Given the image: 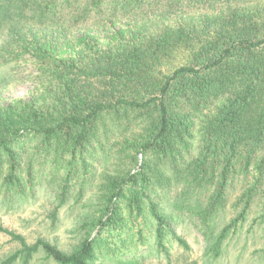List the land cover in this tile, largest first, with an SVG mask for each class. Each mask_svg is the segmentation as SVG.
I'll return each mask as SVG.
<instances>
[{"label":"trees","instance_id":"1","mask_svg":"<svg viewBox=\"0 0 264 264\" xmlns=\"http://www.w3.org/2000/svg\"><path fill=\"white\" fill-rule=\"evenodd\" d=\"M0 197L45 188L70 251L0 227L28 264H97L191 223L212 260L241 242L264 261V0H0ZM46 185V187H45Z\"/></svg>","mask_w":264,"mask_h":264},{"label":"rangeland","instance_id":"2","mask_svg":"<svg viewBox=\"0 0 264 264\" xmlns=\"http://www.w3.org/2000/svg\"><path fill=\"white\" fill-rule=\"evenodd\" d=\"M26 67L0 66V98L7 100L26 94L30 88ZM55 208L56 202L46 195L43 187L38 189L33 199L10 201L0 197V227L22 236L29 246L41 239L65 252L70 251L77 245L80 233L71 211L62 207L53 219ZM176 232L187 243L188 249L171 241L166 253L158 252L155 247H146L135 252L122 251L115 255H101L97 264H264V261L250 255V252L240 253L241 242H232L227 253L212 260L207 257L203 239L191 223L179 222ZM19 249L21 247L17 241H13L5 233H0V264H7L6 261ZM10 264H22V261L16 259ZM28 264L54 262L47 259L42 250H38Z\"/></svg>","mask_w":264,"mask_h":264}]
</instances>
